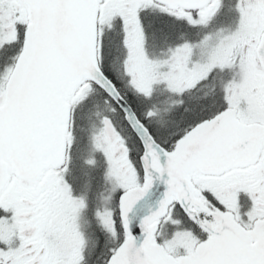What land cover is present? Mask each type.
<instances>
[{"label":"snow or ice","instance_id":"1","mask_svg":"<svg viewBox=\"0 0 264 264\" xmlns=\"http://www.w3.org/2000/svg\"><path fill=\"white\" fill-rule=\"evenodd\" d=\"M0 264H264V0H0Z\"/></svg>","mask_w":264,"mask_h":264}]
</instances>
